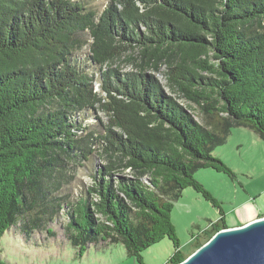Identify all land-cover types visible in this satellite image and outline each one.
<instances>
[{
	"label": "trees",
	"instance_id": "obj_1",
	"mask_svg": "<svg viewBox=\"0 0 264 264\" xmlns=\"http://www.w3.org/2000/svg\"><path fill=\"white\" fill-rule=\"evenodd\" d=\"M127 53L139 57L137 72L112 68ZM161 62L169 94L147 74ZM89 115L96 135L82 122ZM234 128L264 140V0H106L100 12L73 0H0V238L20 218L28 233L61 216L78 254L94 240L121 243L144 264L142 252L167 238L166 264H178L188 255L170 213L185 189L218 212L207 240L226 228L193 174L234 180L212 155ZM92 144L106 164L62 203L52 174L64 161L87 162Z\"/></svg>",
	"mask_w": 264,
	"mask_h": 264
},
{
	"label": "rangeland",
	"instance_id": "obj_2",
	"mask_svg": "<svg viewBox=\"0 0 264 264\" xmlns=\"http://www.w3.org/2000/svg\"><path fill=\"white\" fill-rule=\"evenodd\" d=\"M73 1L82 2L97 12L106 4V0ZM81 38L84 45L77 56L85 66L88 65L86 58L91 40L87 34ZM139 63L140 59L135 53H127L112 68H116L120 73L137 72L136 65ZM157 67V70L147 71V74L154 75L164 87V91L169 94L163 78L166 71L165 62H161ZM87 70L93 74L94 88L97 90L98 74L92 67H87ZM170 95L172 98L176 97L172 93ZM178 103L187 107L182 99H179ZM96 116L105 125V116L101 113H96ZM78 119L82 120L81 117ZM82 122L90 125V131L94 135L101 132L98 121L92 115ZM237 131L235 128L232 129L226 144L212 152L214 157L237 174L234 182L210 169L198 170L193 174L194 179L220 203L223 212L230 211V216L236 223L239 220L231 208H240L246 194H252L253 190L264 187V140L257 138V144H254L250 139L252 132H243L245 136H242ZM90 149L92 153L87 162L81 159L64 161L63 166L52 174L56 183L55 195L62 203L75 201L90 183L94 170L106 164L107 158L101 154L99 145L92 144ZM217 216V210L192 189H185L182 192V196L173 204L170 219L183 254L188 256L193 254L207 241ZM66 223L67 220L60 216V224L54 222L40 231L26 233L20 218L17 225L10 227L0 238V261L3 264H136L134 259L127 255L121 243L109 244L94 240L82 254H78L62 232L61 227ZM47 229H50L53 235H48ZM173 251L171 242L164 238L144 250L141 255L144 264H166Z\"/></svg>",
	"mask_w": 264,
	"mask_h": 264
},
{
	"label": "water",
	"instance_id": "obj_3",
	"mask_svg": "<svg viewBox=\"0 0 264 264\" xmlns=\"http://www.w3.org/2000/svg\"><path fill=\"white\" fill-rule=\"evenodd\" d=\"M178 264H264V217L220 229Z\"/></svg>",
	"mask_w": 264,
	"mask_h": 264
},
{
	"label": "crops",
	"instance_id": "obj_4",
	"mask_svg": "<svg viewBox=\"0 0 264 264\" xmlns=\"http://www.w3.org/2000/svg\"><path fill=\"white\" fill-rule=\"evenodd\" d=\"M235 130H238L237 132H240L242 136H245V133L243 132H251L250 130L244 129V128H237V129L235 128ZM250 139L252 143L257 144L256 140L258 139L253 132H252ZM251 173L252 172L250 171L249 174ZM234 174L237 179V174L235 172ZM231 182H234V180L233 181L231 180ZM231 209H234V213L236 214V218H238L239 222L236 223L233 217L230 216V211H227V212L224 211L223 212L224 221H225V225L227 228L238 227L240 225L246 224L257 218L264 217V187L253 190L252 194H246L245 199L242 202V205L240 206V208L235 207ZM217 219H218V216L215 219V221H217Z\"/></svg>",
	"mask_w": 264,
	"mask_h": 264
}]
</instances>
